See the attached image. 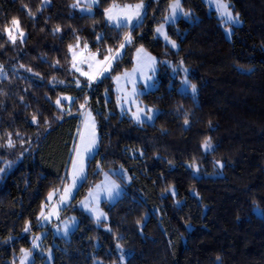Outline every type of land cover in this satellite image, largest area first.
Listing matches in <instances>:
<instances>
[{"label":"trees","instance_id":"1","mask_svg":"<svg viewBox=\"0 0 264 264\" xmlns=\"http://www.w3.org/2000/svg\"><path fill=\"white\" fill-rule=\"evenodd\" d=\"M170 1L99 0L85 14L73 0H0V264L29 247L46 194L62 186L85 104L99 142L74 201L102 170L122 167L129 181L104 206L106 226L74 201L63 210L79 222L68 237L47 234L50 264H121L117 245L129 250L125 264H264V0H228L243 20L231 38L203 0H181L195 20L168 26L177 49L154 35ZM137 2L132 26L106 22L105 8ZM127 36L110 75L77 84L71 43L104 55ZM137 45L158 60V84L142 95L157 109L152 123L120 115L104 97ZM166 62L187 67L195 97L170 86ZM60 95L73 96L68 108Z\"/></svg>","mask_w":264,"mask_h":264},{"label":"rangeland","instance_id":"2","mask_svg":"<svg viewBox=\"0 0 264 264\" xmlns=\"http://www.w3.org/2000/svg\"><path fill=\"white\" fill-rule=\"evenodd\" d=\"M42 5L49 4V0H41ZM209 9L214 11L220 19V24L225 37L231 38L235 27L243 23L239 14L232 10L228 0H203ZM99 0H73L71 7L78 13L92 14L94 6ZM227 5V9L218 7V3ZM176 0H171L168 10L163 20L155 26L154 35L160 38L171 48L177 49L178 41L168 35V26L176 22L180 17L192 22L195 20L190 11H185L179 0V8H174ZM137 5H141L137 9ZM144 5L142 2L131 4H112L105 8L104 16L106 22L111 26L126 27L137 22L142 14ZM138 12V15H137ZM227 13H230L229 17ZM11 36H16L19 31L17 26H12ZM130 42L127 36L112 52L100 55L99 51L91 50L87 43L77 39L68 47L70 56V70L75 74L74 79L77 84H92L97 79L110 75L112 67L117 59L124 54L126 45ZM175 42V46H173ZM123 45V47H121ZM108 57V59H105ZM132 63L129 67L123 68L112 75V92L106 91V100L112 99L116 110L120 115L126 116L135 123H152L156 117L157 109L143 101V93H147L156 88L158 84V60L143 45H137L132 51ZM169 67L170 86H174L180 92H188L193 97L197 95V87L188 77V69L182 63L176 65L166 62ZM195 86L193 90L192 86ZM60 99L67 103V108L73 102V96L60 95ZM80 111V123L74 144L71 160L66 171L65 180L59 189L50 190L45 196L43 211L40 215L39 229L29 236V247H21L16 255L14 264H32L36 254H43L44 262L50 264L52 258L51 248L46 246L45 237L48 233L56 237H68L78 225L79 216L74 213H63V210L71 205L84 181L89 160L94 156L98 148L99 134L94 113L85 105ZM64 110V107H62ZM205 145V149H209ZM75 165V167H74ZM98 168V166H97ZM99 169V168H98ZM193 173L196 174L195 168ZM129 176L122 167L110 170H102L99 178L93 181L84 193L74 201V207L80 209L84 214L92 218L97 225H104L108 215L104 210L105 205L115 203L123 194ZM119 262L125 264V259L129 250L117 245Z\"/></svg>","mask_w":264,"mask_h":264},{"label":"snow or ice","instance_id":"3","mask_svg":"<svg viewBox=\"0 0 264 264\" xmlns=\"http://www.w3.org/2000/svg\"><path fill=\"white\" fill-rule=\"evenodd\" d=\"M136 7H137V9H139L141 7V5H137ZM218 7L222 8V9H225V10L227 9V5L222 3V2L218 3ZM174 8H179V0H176V4L174 5ZM137 15H138V12H137ZM227 15L229 17L231 16L230 13H227ZM12 23L14 25H18V21H16L15 19L12 21ZM10 39H13V42H14V37H12L11 35H10ZM173 46H175V42H173ZM121 47H123V45H121ZM105 59H108V57H105ZM192 87H193V90H195V86L193 85ZM57 103H59V101H57ZM8 143L11 146V143H12L11 140H9ZM74 167H75V165H74Z\"/></svg>","mask_w":264,"mask_h":264}]
</instances>
